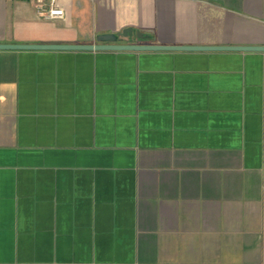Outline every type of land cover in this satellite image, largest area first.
Here are the masks:
<instances>
[{"label": "crops", "instance_id": "0c3cea01", "mask_svg": "<svg viewBox=\"0 0 264 264\" xmlns=\"http://www.w3.org/2000/svg\"><path fill=\"white\" fill-rule=\"evenodd\" d=\"M58 4L0 44L264 47V0ZM0 264H264V51L0 49Z\"/></svg>", "mask_w": 264, "mask_h": 264}, {"label": "water", "instance_id": "95a60500", "mask_svg": "<svg viewBox=\"0 0 264 264\" xmlns=\"http://www.w3.org/2000/svg\"><path fill=\"white\" fill-rule=\"evenodd\" d=\"M134 34L133 29H126L120 35H101L95 45H7L0 44V49L14 50H71V51H264V47H188L168 45H120L117 44L119 37H130ZM142 41L145 37L137 33Z\"/></svg>", "mask_w": 264, "mask_h": 264}, {"label": "built area", "instance_id": "2783aa9c", "mask_svg": "<svg viewBox=\"0 0 264 264\" xmlns=\"http://www.w3.org/2000/svg\"><path fill=\"white\" fill-rule=\"evenodd\" d=\"M39 17L45 20H57L65 17V11L58 4V0H37Z\"/></svg>", "mask_w": 264, "mask_h": 264}]
</instances>
